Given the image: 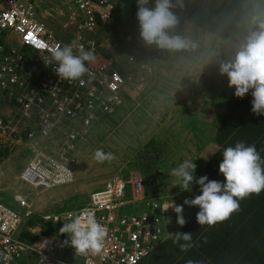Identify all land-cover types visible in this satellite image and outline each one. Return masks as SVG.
<instances>
[{
    "label": "built area",
    "instance_id": "2783aa9c",
    "mask_svg": "<svg viewBox=\"0 0 264 264\" xmlns=\"http://www.w3.org/2000/svg\"><path fill=\"white\" fill-rule=\"evenodd\" d=\"M43 1L0 0V101L5 98L14 103L10 115L0 110V144L6 145L8 136L11 142L22 143V130L33 141L37 137L34 127L38 136L51 137L61 125H69L57 152L55 148L47 151L45 145L39 149L33 147V151L32 143L27 145L32 156L20 178L33 188H51L74 180L70 166L58 159L55 152L63 158L76 151L78 140L94 125L96 108L111 113L112 105L119 104L121 95L129 88L123 75L112 68V59L99 50L96 41V35L109 24L117 0H62L63 8L75 5V10L68 12L67 20L76 30L67 43L57 39L40 18L63 14L62 7L49 5L41 10ZM139 32L136 21L135 38L143 41ZM116 35L132 39L130 32L116 30ZM117 36H108L106 31L100 35L105 40H115ZM57 44L70 45L77 55L81 47L94 52L95 60L86 62L89 72L81 78L83 83L81 80H60L55 74L58 62L49 61H52L51 50ZM129 58L133 59V55ZM15 201L25 208L24 212L0 199V264H10L22 252L30 251L38 253L39 259H47V249L51 247L49 239L29 243L17 236L19 225L31 210L25 196L16 194ZM171 201L177 204L171 196H147L144 177L134 170L128 177L111 174L101 187L89 193L82 207L45 214L44 218L64 224L70 222L69 217H83V213L90 210L106 227L107 235L101 252L83 255V264H137L162 239L164 218L174 211L169 208L162 212L161 209ZM139 202L143 206L136 208ZM128 205L132 208L126 209Z\"/></svg>",
    "mask_w": 264,
    "mask_h": 264
},
{
    "label": "rangeland",
    "instance_id": "374dc122",
    "mask_svg": "<svg viewBox=\"0 0 264 264\" xmlns=\"http://www.w3.org/2000/svg\"><path fill=\"white\" fill-rule=\"evenodd\" d=\"M60 0H45L41 3V10L44 7L58 3ZM263 4H260L258 7L263 8ZM71 8L65 6L67 12L72 9L75 10V5L72 3ZM147 6V5H146ZM66 16H55L48 17L45 20L47 25L53 30L55 37L61 40L63 43L71 41L74 37L76 26H73V23L69 22L66 19ZM66 19V20H65ZM63 20H65L63 23ZM67 23V25H66ZM108 24L106 29H102L96 39H100L101 34L107 32L109 36H117L114 29L119 27H113L112 22ZM131 23V20L125 22L127 27ZM105 30V31H104ZM118 37V36H117ZM120 40V38H117ZM97 41V40H96ZM106 44L99 46V50L102 52H108L109 54L115 52L116 49H119L116 44ZM142 45L145 49V59L142 61H133L128 62L126 57L119 53L114 60L120 65V69L124 72L127 81L133 86H141L142 90H134L131 98L134 99V103L129 108L131 112L128 115L127 119L124 121L120 120L117 124L113 125L109 121L104 120L100 123H96L89 133L83 138L78 140V148L76 151L70 152L63 158L60 157L56 152L59 151V144L64 137V131L69 126L61 125L57 130L53 132L51 137H41L37 136L30 141L34 148H44L40 146H46L45 149L48 151H56V157L62 162L66 163L73 171L74 180L70 183L60 184L51 188H33L26 183H24L21 178V172L24 169L27 161L31 158L32 152L28 149L29 141L23 140L22 143L16 144V142H11L8 136V139L4 144H0V155L3 157L0 162V199L8 204L15 210H21L24 212L25 208L19 206L18 202L14 200L15 194H20L26 197L27 201L30 204V210L32 213H53L56 211L54 207L59 208L63 205L62 209L67 208H80L85 201L87 200L89 193L99 188L103 185L106 178L111 174H118L124 176L128 174V171L139 170L143 175L149 173L150 178H155L158 182L159 174L154 170L158 168L162 169V180L169 181L173 179V182H176V177L172 176L170 165L165 167L161 163L162 157H155V152H153L151 147H146L145 144L148 141L149 137L152 135L154 139V149L158 148L159 150H165L166 154L164 155L163 160L166 162H174V159L183 157V161L189 160L191 155H197L196 147L189 144V141H182V131H186L184 125V119L187 114L193 109H198L200 107L199 99L192 98L191 95L183 91H173L177 89L178 83L185 77L178 76L177 83L174 82L170 76L169 72H164L162 68H168L170 71L169 61L161 62V57L155 54V44H147L142 42ZM115 47V48H114ZM166 54V53H164ZM163 54V55H164ZM214 55V54H213ZM162 56V55H161ZM191 57V56H188ZM166 59V58H164ZM212 60L211 56L208 55L204 62L209 63L210 61L217 63L219 58H214ZM165 61V60H164ZM190 60H185V65ZM38 65L42 64L38 62ZM208 72V71H207ZM166 73V74H165ZM214 71L210 70V76L213 77ZM191 77V74L189 75ZM204 76L192 75V80L190 82L195 83L196 85L199 82H202L205 78ZM205 84L208 85V78H205ZM213 85H216L214 82L216 78H211ZM176 83V85H175ZM213 87V86H212ZM161 89V90H160ZM143 91V92H142ZM173 91V92H172ZM142 92V93H141ZM178 97H187L182 98V102L174 104L170 100V95ZM217 96V95H214ZM160 97H165L161 102ZM155 106V108H154ZM183 106L182 111L180 107ZM12 108H14L13 102H8L5 98L0 101V110H4L6 115L12 113ZM143 112H150L151 118L142 119ZM161 115L163 116L164 122L158 124ZM154 134H157L154 136ZM162 135V136H161ZM12 138L13 135H11ZM164 137V138H163ZM14 144L13 146H10ZM190 145V147H188ZM6 146V148H5ZM52 148H55L54 150ZM5 149L6 155H5ZM97 149L103 150L105 153H111L113 159L110 161L106 160L103 163L97 162L94 158V153ZM33 150V149H32ZM189 152H187V151ZM34 151V150H33ZM144 164V166H143ZM150 168H148L149 166ZM150 183V180H147ZM159 184V183H158ZM161 186L150 185L146 187V194L149 197L156 196H171L173 194L176 196L177 190H174L176 186L171 184L168 188H161ZM143 206L142 202L138 203L136 208ZM132 207L128 205L126 209H131ZM167 223V222H166ZM166 226V225H165ZM164 229V228H163ZM165 233V229L163 230ZM66 239V238H65ZM26 254H22L15 258L10 264H25ZM33 258L31 259V261ZM30 261V260H29ZM83 264V261H82Z\"/></svg>",
    "mask_w": 264,
    "mask_h": 264
},
{
    "label": "clouds",
    "instance_id": "9594fccd",
    "mask_svg": "<svg viewBox=\"0 0 264 264\" xmlns=\"http://www.w3.org/2000/svg\"><path fill=\"white\" fill-rule=\"evenodd\" d=\"M177 3H179V0H177ZM137 4L138 7L136 5L137 8L134 14L129 17L131 23L127 27L125 24H122L119 25V28L114 29L115 33L116 30H121L124 33L130 32L132 35L131 40L122 38L120 40L115 39L117 42L115 47L119 45L117 56L120 53L125 57L127 56L126 59L128 62L136 61L135 54L128 52L124 48L126 47L125 45L135 41L141 45L142 42H145L170 50H180L189 47V41L186 38L180 35H170L168 31L178 23V17L172 11L177 6L176 4H173L171 0H155L154 8L148 7V0H137ZM136 21L139 23V35L143 41L135 38ZM109 24L111 23L109 22ZM111 40L102 38L97 41L99 42V46L103 48L102 41L103 44H106V41L109 42ZM105 53L109 55L108 52ZM129 55H133V59H130ZM51 56L52 61H49V63L58 62V66L55 68V74L60 80L70 82L81 80L89 72L86 62L90 63L95 60L93 51L85 50L81 47L77 55L73 53V48L70 45L61 47V45L57 44L51 50ZM114 56L111 58L112 68L123 75L125 84L131 89L132 94L134 90H138L136 89L137 84L133 86L127 81L124 72L120 69V65L115 62ZM219 73L227 76L228 86H234V95L236 97L243 98L251 90L252 113L255 115H264V21L260 22L258 31L250 32L232 59L219 64ZM81 83H83L82 80ZM131 100L134 102V99L131 98ZM95 124L96 122H94ZM33 129H35L34 134L38 136L37 129L35 127ZM25 132V130L21 131L23 140L25 139V141L30 142L31 139L28 138ZM222 156L223 159L219 163V172L224 176L223 182L209 180L207 176L196 178L194 176L196 164L193 163V160H185L178 167L173 168L170 173L176 177L174 186L178 185L183 190L190 191V186L193 183L200 186L199 195H196L193 199L186 198L184 200V204L186 205L199 206L200 210L196 213V221L200 226L207 224L211 227L218 222L225 221L233 212L239 211L240 200L251 194H259L264 190V167H262L264 160H261L255 145L248 144L246 146L245 141H239L234 147L225 148ZM94 158L97 162L103 163L106 160L110 161L114 157L111 153H105L103 150L97 149L94 153ZM0 159L1 162L3 159L1 155ZM129 173L130 170L123 177H128ZM145 182H148L146 178H144ZM169 208H172L175 212L177 224L181 227L184 226L187 221L183 216V205H177L171 201L165 204L161 211L167 212ZM44 215L45 213H43ZM167 216L164 218V223L168 218ZM69 220L70 222L62 225L60 232L69 235L70 243L74 247L75 252L80 255H87L89 252L93 254L100 253L107 235V229L97 221L94 212L87 210L83 213V217L77 215L75 218L69 217ZM169 238L172 239L173 244L179 246V250L182 252H187L194 246L191 232L169 233ZM187 264H193V262L189 260Z\"/></svg>",
    "mask_w": 264,
    "mask_h": 264
},
{
    "label": "crops",
    "instance_id": "0c3cea01",
    "mask_svg": "<svg viewBox=\"0 0 264 264\" xmlns=\"http://www.w3.org/2000/svg\"><path fill=\"white\" fill-rule=\"evenodd\" d=\"M61 1L62 0L53 5L57 4L62 7ZM62 11H64L63 14H56V16H66V13L68 12L65 8L62 7ZM263 11L264 5L262 9L256 7V12L251 18H249V21L243 25L242 30L235 33L234 36L236 42H230L226 39L216 37L206 29L192 24L191 22H186L184 25L183 37L189 41V47L180 50L169 49L166 54L160 56L161 62L164 63L169 61L171 66L170 71L168 68H162V70L164 72H169V76L174 82L177 83V77L180 75L181 77H185L178 83V85L175 83L178 88L173 91H183L191 95V99H199L200 107L198 109H193L189 112L190 114L185 116L184 125L186 131L184 130L180 134L182 135V141H189V144L192 143L198 152L197 155H191V157H188L190 158V161L193 160V163L196 164L194 173L202 172L204 170L203 168L206 166L207 160L211 158L216 151L217 145L213 142L216 126L213 119H215V115H217L218 112L220 114L223 113L226 99L231 91V87L228 86L227 76L219 73V64L223 61L232 59L239 47L245 42V39L250 32L259 30L260 22L264 21V16H260L259 14ZM67 18L68 15L66 19ZM127 19H129V17L122 20H114L111 15L113 27H119V25L125 24L124 22H126ZM65 20L60 23H63ZM109 43L112 45L117 44L116 40H111L107 44ZM117 50L118 49H116V51ZM105 54L112 58V56L115 55V52H112L109 55L107 53ZM208 55L211 56L212 60H215L214 58H219L218 64L212 61L209 63L204 62ZM116 57L117 54L113 58L115 59ZM185 60H190L188 61L187 66H184ZM163 65H165V63ZM210 70L215 72L212 74L213 77L211 78H216V81L214 82L216 85L211 84V78L208 77L211 75ZM190 74L191 77L189 76ZM206 74L207 76L204 77L209 79L208 85L205 84V78L202 82H199L198 85L190 82V80H192V75L202 76ZM127 89V93L122 94V101L119 105L123 104L127 98L131 99V89ZM166 96H170V100L174 104L182 102V98H187L175 97L174 94ZM160 98L162 102L165 97ZM182 109L183 106L180 107V111H182ZM130 112L131 110H128L125 113L122 121L128 118ZM141 115L143 116L142 119L151 118L150 112H143ZM192 119L197 120V127L195 126V128L191 127L189 124ZM157 122L158 124L164 122L162 115ZM156 135L157 134H154V136ZM150 138H152V135L149 139ZM188 147H190V145H188ZM162 151L164 154L158 153V149H156L155 152L156 158L159 156L162 157L160 161H163L164 155L166 154L165 150ZM183 162V157H179L176 160L174 159V162H167V165H170V169H173ZM154 170H158V168H154ZM174 182L173 179L166 182L163 180L160 189L163 187L166 189L170 187L171 184H174ZM156 184L160 186L158 182ZM174 190H177L176 196L171 193L170 195L174 198L177 205H183V216L187 223L182 227L178 225L176 222V214L175 212H172L164 223L165 233H163L162 240L158 242L153 247L152 251L147 256L143 257L137 264H187V261L189 260H191L193 264H264V230L252 234L246 233L245 235H235L233 241L225 240L222 236V228H220V225L223 222H218L211 227L207 224L200 226L196 221V213L199 210V206H189L184 204L186 198L193 199L196 196V188L190 186V191H186L177 185ZM15 195L13 196L14 200ZM248 198L249 197H246L239 202L247 201ZM54 209H56V207H54ZM65 210L74 209L67 208ZM32 229L33 231H37L38 227ZM176 232L192 233V242L194 246L187 252L180 251L179 246L173 244L172 239L169 238V233ZM44 238L49 239L51 243V247L47 249L48 258L39 259L38 253L29 252L26 254L28 257L24 262L30 260V264H82L83 255L75 252L67 233L58 236L39 235L34 242L40 243ZM32 258L33 260L31 261Z\"/></svg>",
    "mask_w": 264,
    "mask_h": 264
},
{
    "label": "trees",
    "instance_id": "16d2710c",
    "mask_svg": "<svg viewBox=\"0 0 264 264\" xmlns=\"http://www.w3.org/2000/svg\"><path fill=\"white\" fill-rule=\"evenodd\" d=\"M171 2L177 5L172 11L177 15L178 23L174 28L168 30L170 35H180L183 37L184 25L186 22H191L206 29L216 37L226 39L230 42H236L235 33L242 30L243 25L256 12V7L263 4L264 0H179V3H177V0H171ZM136 5V0H117L112 8V18L114 20H122L132 16L137 8ZM148 5L149 8H154L155 0H148ZM259 15L264 16V11ZM125 46L124 48L128 52L135 54L136 61L139 62L145 59V49L138 42L135 41ZM168 50L155 45L154 51L157 56H161ZM234 91L235 88L233 86L226 99L223 113L220 114L218 112L215 115V119H213L216 126L213 140L217 145L216 151L207 160L206 166L203 168L204 170L194 173L196 178L207 176L209 180L223 182L224 176L218 171L219 163L223 159L222 153L225 148L234 147L239 141H245L246 146L248 144L255 145L261 160H264V115H255L252 113L251 90L243 98L236 97ZM133 103L131 99L127 98L121 105L113 104V111L109 114L104 113L101 107L96 108L98 117L95 119V122L100 123V121L107 119V121L115 125L123 119V116ZM189 124L195 128V126L197 127V120L192 119ZM26 130L28 131V129ZM153 142L154 139L150 138L145 146L148 148L151 147L153 151H156L158 148L154 149ZM158 153L164 154L159 149ZM161 163L165 167H168L166 161L163 160ZM155 171L159 174L158 183L161 186L163 183L161 173L163 171L162 169ZM144 178H146V181L150 180V183L145 182L146 187L148 184L155 185L157 183L155 178L149 177V173L145 174ZM191 186L196 188V195H199L200 186L195 183ZM248 197L247 201L239 202V211L233 212L220 225L223 239L233 241L235 235L252 234L264 230V190L259 194H251ZM62 207L63 205L55 210L57 212L62 211ZM34 227H38V230L33 231L32 228ZM61 227V223L46 219L43 214L31 213L26 215L19 225L17 236L27 242H33L39 235L58 236L65 234L60 232ZM27 257L24 259H27ZM25 264H30V261H27Z\"/></svg>",
    "mask_w": 264,
    "mask_h": 264
}]
</instances>
